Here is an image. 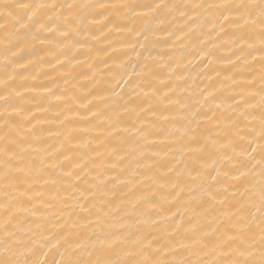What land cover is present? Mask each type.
<instances>
[{"label": "snow or ice", "instance_id": "6c2138e0", "mask_svg": "<svg viewBox=\"0 0 264 264\" xmlns=\"http://www.w3.org/2000/svg\"><path fill=\"white\" fill-rule=\"evenodd\" d=\"M0 8L5 10L0 15L7 17H13L17 9L24 11L23 18H19L17 13V23L21 29L31 34L32 42H51L52 36L58 33L62 37L61 43L69 51L81 46L76 37L85 25L101 23L96 18L97 15L104 21L113 23L120 31L124 29L120 24L114 23L115 13L127 15L130 21H155L147 30L135 29L145 41L150 39L149 32L152 36L157 32H165L169 37L183 40L188 35L183 28L177 33L164 27L165 24H171L168 17L175 20L178 15L185 21H191L189 28L192 25L199 27L202 13L208 11L211 13L209 20L215 21L212 28L217 37L221 34L229 35L226 26L235 29L231 34L234 38L225 41L233 46V55L236 57L235 62L231 56L228 58V63L232 65L229 71L236 69V73L229 79L235 82L238 76L251 69L245 78L244 91L239 93V99L236 96L230 97L237 105L234 111L238 115L229 118L221 127L222 121L212 108L201 118L199 107L193 110V106L180 98L173 100L168 92L161 95L159 85L164 81L156 66L150 63L154 57L149 53L145 58L138 74L139 80L133 88L135 97L130 94L123 112L135 113L138 108L140 112H150L156 116L159 104L150 103L149 93L159 103L167 99L177 107V115L171 117L175 132H169V136H178L183 142L181 153L186 151L190 154V163L182 169L168 168V172L176 174L174 183L169 181L167 172L146 176L158 190H168V194L161 195L159 201L154 199L155 192L151 195H135L134 200L119 198L114 191L107 189L109 178L104 173H97L91 180L87 179L94 170L95 161L93 167H89L83 154L78 161H73L71 155L62 151L64 144L58 150L62 160L48 148H33L32 143L39 142L42 137L35 135L33 125L28 130L33 136V141L29 142L22 135L20 127L8 118V108L21 117H26V113L22 107L12 103L13 93L18 97L21 93L16 91L9 80H5L4 89L0 91V101L7 106L4 113L0 114V119H3V129L0 130V184H3V196L0 198V264H264V0H202L193 4L175 3L173 0H151L150 3L143 4L104 3L103 0L93 4L76 3L75 0H65L63 4L23 3L22 0H17L14 4L0 5ZM82 9L103 11L95 15H82ZM4 30L7 32L6 27ZM44 33H51L52 36L42 39ZM199 39L206 45L211 36L206 40L202 33ZM5 41V59L9 52L12 57L23 53L29 43L27 40H18L12 47H8L7 45L12 44L10 35L5 36ZM206 55L210 56L211 53ZM159 59L162 60L163 56ZM56 61L60 64L64 62L59 56ZM11 62L16 63L15 60ZM211 63L212 60H206V64ZM255 63L260 66L258 79ZM16 79L15 76L10 77L13 82ZM23 79L26 80L27 77ZM128 83H132L131 78ZM136 89L140 91L136 92ZM169 90L173 94L177 91L176 88ZM46 91L52 93L51 89ZM113 93L116 94L114 90ZM141 95L143 100L133 107ZM60 98L56 96V99ZM203 99L214 108L222 106L215 104L216 96L211 92ZM145 104L147 108L144 107ZM181 110L190 112L192 119L181 116ZM89 112L96 117L102 115L91 112V109ZM119 117L118 111H114L113 117H105V120L110 121V136L114 134L113 129L120 131ZM162 118L169 120L168 116ZM82 119L87 120L88 117ZM201 119L207 122L203 130ZM241 124L246 131L242 130ZM74 131L75 128L49 131L48 135L63 136L69 150L73 147L86 148L92 143L88 139L73 145ZM81 131L89 132L91 129L84 128ZM124 131L131 132L132 129L125 128ZM150 134L149 129L136 127L134 143L124 141L119 147L112 149L111 154L116 156L119 163L128 161L126 171L129 179L121 183L129 187L130 192L133 191L131 186L138 183L142 174L140 169L152 172L158 161L149 162L151 157L161 156L160 152L148 149V145L155 143L149 140ZM25 144L28 145L27 148ZM237 148L240 149L239 153ZM173 151L170 148L163 156L169 157ZM237 157L241 158V163L234 165L230 172H221L220 169L226 166L225 162L233 165ZM244 157H247L246 161ZM50 159L53 162L50 163ZM175 160V156H171L173 164ZM257 167L258 180L252 174V170ZM213 172L216 174L213 175ZM115 179L111 178L113 188ZM65 180L78 183L69 184L66 188ZM41 183L50 186L49 191L39 190ZM62 190L69 191L70 195L64 198ZM110 191L112 199L108 198ZM186 191L187 199L182 195ZM169 196L172 198L171 202L180 205L176 211L165 207L170 203ZM37 199L44 212L54 219L63 220L65 214L69 217L63 223H57L56 227L60 231L49 238H45L39 231L46 223L44 220L36 223V232L31 227H25L28 217L35 216L40 211L36 207ZM187 212H191V215H185ZM129 220L132 223H128ZM89 226L99 229L94 238L89 234ZM181 234L183 238L178 239ZM41 240H44L43 246L40 245ZM50 244L56 248L59 259L48 258L44 249ZM61 248L63 252L60 251ZM40 256L45 258L41 260ZM178 256L183 258L177 259Z\"/></svg>", "mask_w": 264, "mask_h": 264}, {"label": "bare ground", "instance_id": "6f19581e", "mask_svg": "<svg viewBox=\"0 0 264 264\" xmlns=\"http://www.w3.org/2000/svg\"><path fill=\"white\" fill-rule=\"evenodd\" d=\"M16 2L17 0H0V5L14 4ZM22 2H58L63 4L65 0H22ZM68 2H72V0H68ZM75 2L93 4L99 2V0H75ZM103 2L143 4L150 3L151 0H103ZM173 2L193 4L202 2V0H173ZM209 2H220V0H209ZM4 11L3 8H0V13H4ZM80 11L82 15H95L97 12L103 10L82 9ZM137 11L140 10L138 9ZM17 13L19 18H23L24 11L19 9L16 10L13 17L0 15V91L4 89L3 82L9 80V83L16 88V91L21 93L20 97L13 93L12 103L18 107H22L25 110L26 117H21L12 112L11 108H8V118L20 127L22 135L26 136L29 142L33 141V136L28 130L33 125L35 126L32 131L36 136L42 137V139L39 142H33V148H48L50 152H56L57 156H60V151L58 150L60 149V145L64 144L62 151L71 155L73 161H78L82 154L85 155L89 167H93V161H95L94 170L87 179L91 180L97 173L106 174L109 178L107 189L114 191L121 199L134 200L135 195H151L155 192L154 199L159 201L161 195L168 194V190H158L150 180L146 179V176L162 175L167 172L169 181L174 183L176 174L168 172V168L175 167L182 169L186 164L190 163V154L186 151L183 154L181 153L183 142L179 140L178 136H169V132H175L171 121V117L177 115V107L174 104H170L167 99L163 103H159L149 93L148 99L150 103L153 105L159 104L156 116H153L150 112H140L138 108L135 113L123 112L124 106L129 101L130 94L135 97L133 88L139 80L138 74L149 53L154 57V60L150 61V63L156 66L159 76L164 81V83L159 85L161 95L164 92H168L173 100L180 98L183 102H187L193 106V110L195 107H199L201 118L204 113L208 112L209 108H212L216 112L217 117L222 121L221 127L224 123L228 122L229 118H234L238 115L234 111L237 105L234 104L230 97L236 96L239 99V93L244 91L245 78L251 69L245 71L243 75L238 76L235 82L229 79V77L236 73V69L233 68L232 71H229L232 65L228 63V58L231 56L232 61L235 62L236 57L233 55V46L225 43V41L234 38L231 34L235 29L226 26L229 35L224 36L221 34L220 37H217L212 28V23L215 21L209 20L211 13L208 11L202 13L200 19L201 26L199 27L192 25L189 28L188 25L191 24V21H185L178 15L175 20L171 16L168 17L171 24H165L164 27H167L169 31L177 33L183 28L188 33L183 40L169 37L165 32H157L155 36H152L151 32H149L150 39L149 41H145L135 29L147 30L156 23L155 21L151 19L130 21L127 15L115 13L114 23L120 24L121 28L124 29L120 31L114 27L113 23H108L97 15L96 18L101 23L85 25L82 32L76 37L81 42V46L71 49V51L61 43L62 37L58 33L55 36H52L51 33H44L42 35V39L46 36H52L51 42L44 44H41L39 41L32 42L31 34L19 27ZM58 13L59 10H57ZM109 15L111 16L112 14ZM105 24H107V27H105ZM5 27L7 32L4 30ZM109 29H112V31H109ZM202 33L205 34L206 40H208L209 35L211 36V40L206 45L199 39ZM6 35H10L12 38V44L7 45L8 47H12L18 40L20 42L27 40L29 43L25 51L16 57H12L9 52L7 53L8 58L5 59ZM213 44L216 46H213ZM145 45H150V47L146 48L144 47ZM13 50L15 49L13 48ZM208 52L211 53L210 56L206 55ZM161 55L163 56L162 60L159 59ZM57 56H59L60 60L64 61L63 64L57 63ZM13 60L16 63H12L11 61ZM206 60H212L213 63L206 64ZM28 61L32 62L28 63ZM254 67L258 79L260 66L258 63H255ZM12 76L17 77L14 82L10 80ZM23 77H27V79L25 80ZM129 78H131V84L128 83ZM170 88H176V93L173 94L169 90ZM46 89H51L55 95L46 91ZM113 90L116 94L113 93ZM139 91V89H136V92ZM144 91L148 90L144 89ZM210 92L216 96L215 104L222 105L221 107L214 108L211 103H205L203 97L207 96ZM56 96H60L61 98L56 99ZM258 99L259 97H257ZM141 100H143L142 95L139 99H136L133 107H136ZM210 100L211 97H209ZM82 105L85 107H82ZM229 105H232V108H229ZM6 107L3 101H0V114L4 113ZM144 107L147 108V104ZM89 109H91V112H98L102 115L99 117L92 116ZM114 111L120 112V131L116 132L113 129L114 134L110 136L108 134L110 121L105 120V117H113ZM179 114L187 117L189 120L192 119L190 112L181 110ZM85 116L88 117L87 120L82 119ZM163 116H168L169 120H164ZM201 123V130H203V126L207 122L201 119ZM153 125L154 127H152ZM141 126L150 130L149 140L155 141L154 144L147 146L148 149L151 152H160L161 156L151 157L149 162L158 161L156 168L152 172H147L143 168L140 169L142 174L138 178V183L131 186L133 191L130 192L129 187L121 183V181L129 179L128 171H126L128 161L119 163L116 156L111 153L114 147H119L124 141H128L130 144L134 143L135 128ZM177 126L179 127L180 125L178 124ZM72 128H75V131L72 133L73 145L88 139H91L92 143L88 144L86 148L73 147L69 150V146L63 136L48 135L49 131H65ZM84 128L91 129V131H81ZM125 128H130L132 131H124ZM241 128L246 131L243 124H241ZM2 129L3 119H0V130ZM141 142L143 143V141ZM25 147L27 148L28 145L25 144ZM170 148L174 149V151L169 157H164L163 153L169 151ZM236 151L239 153L240 149L237 148ZM173 155L176 158L174 164L171 162V156ZM60 159L62 160V156H60ZM243 159L246 161L247 157ZM49 162L53 161L50 159ZM241 162V158L237 157L233 161V165H227V162H225L226 166L220 170L221 172H230L234 165ZM113 165L115 166L113 167ZM65 167L67 168V163H65ZM258 173V167L252 170V174L256 180L259 179ZM212 174L215 175L216 173L213 172ZM113 177L116 178L114 182L115 188H113V181L111 180ZM76 183L78 182L74 180L64 181L66 188L69 184ZM49 188L50 186H45L42 183L39 186V190L45 192L49 191ZM69 195V191L62 190L64 198H67ZM182 195L185 199L188 198L187 191ZM193 195H198V193H193ZM2 196L3 184H0V198ZM108 198H113L111 191ZM169 201L170 203L165 205V207L176 211V208L180 205L171 202V196H169ZM35 203L40 211L35 216L28 217L25 227H31L36 232L38 231L36 223L44 220L46 223L39 231L43 233L45 238H49L60 231L56 227L57 223H63L69 217L65 214L63 220L58 221V219H54L53 216L44 212L39 199ZM138 214L139 212H137ZM185 215L190 216L191 212H187ZM128 223H132V221L129 220ZM88 231L94 238L95 232H99V229L89 226ZM180 238H183V234L178 237V239ZM43 244L44 240H41L40 245L43 246ZM44 251L49 259L52 257L59 259V256L56 255V248L51 244L45 247ZM60 251L63 252V249L61 248ZM44 258V256L39 257L41 260ZM176 258L183 257L178 256ZM169 259H172V257H169Z\"/></svg>", "mask_w": 264, "mask_h": 264}]
</instances>
